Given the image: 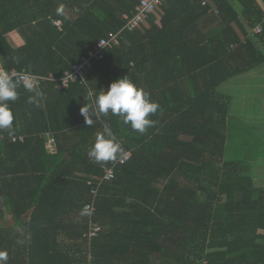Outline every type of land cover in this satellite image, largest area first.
<instances>
[{"label":"trees","instance_id":"1","mask_svg":"<svg viewBox=\"0 0 264 264\" xmlns=\"http://www.w3.org/2000/svg\"><path fill=\"white\" fill-rule=\"evenodd\" d=\"M139 1L0 0V67L54 80L39 88L40 107L19 88L13 130H0L25 137L0 140L7 264H264V188L250 165L264 156V138L240 122L252 110L232 109L235 80L264 67V30L249 34L264 19L259 1L166 0L148 29L124 31L93 63L86 85L56 90ZM205 17L216 25L202 33ZM122 76L160 106L144 134L112 115L89 127L80 113L89 90ZM105 124L132 156L98 188L91 220L102 228L89 240L82 210L107 162L87 151Z\"/></svg>","mask_w":264,"mask_h":264},{"label":"clouds","instance_id":"2","mask_svg":"<svg viewBox=\"0 0 264 264\" xmlns=\"http://www.w3.org/2000/svg\"><path fill=\"white\" fill-rule=\"evenodd\" d=\"M21 87L32 93L27 102L40 107L43 93L38 86L27 75L14 74L0 67V130H13L15 117L9 104L18 99V89ZM159 107L157 102L150 99L147 92L125 76L111 82L107 91L103 88L98 91L89 90L85 103L80 107V113L89 127L96 121L100 122L102 116L112 115L118 117L124 125L130 126L133 131L144 134L153 126L154 121L149 117L156 114ZM122 152L123 148L111 126L105 124L102 131L96 133L87 156L94 163L101 164L117 160ZM82 211L86 214L87 207ZM7 261L8 253L0 251V264H7Z\"/></svg>","mask_w":264,"mask_h":264},{"label":"built area","instance_id":"3","mask_svg":"<svg viewBox=\"0 0 264 264\" xmlns=\"http://www.w3.org/2000/svg\"><path fill=\"white\" fill-rule=\"evenodd\" d=\"M165 1L166 0H140L133 12L124 14L122 16V20L125 22L124 27L117 32L107 33L105 37L101 38L92 47V49L87 53L86 56L82 57L77 63L72 64L70 70L65 72L57 82L58 84L56 85V90L68 89L71 84L75 83L86 85V78L93 70V63L96 61H100L105 56L106 50L119 46L121 35L124 31L134 32L142 29L143 27H146L150 14L162 7ZM211 11L216 15L218 14V11L215 7H211L210 12ZM56 25L59 26L60 23L57 22ZM263 30L264 19L253 30H251L249 34L257 36L262 34ZM10 72L14 74H20L21 76L27 75L28 78L33 81L36 86H38V88L42 87V84L46 81H54L52 76L43 78L31 76L25 71L16 72L12 70ZM0 140L7 141L9 143H23L25 137L9 135L7 137L1 136ZM46 145L49 147L50 153L55 152V144L52 138L47 137ZM131 156V151L123 150V152L118 156L117 160L109 161L101 167L103 176L101 180L96 184V186L90 189L89 197L91 198V201L86 206H84V209L85 207H87V212L89 214V231L86 234L89 240L90 238L98 236L102 228L91 220V215L95 211L94 203L97 197V190L102 183L112 180L114 178V170L118 166H122L126 162H128Z\"/></svg>","mask_w":264,"mask_h":264},{"label":"rangeland","instance_id":"4","mask_svg":"<svg viewBox=\"0 0 264 264\" xmlns=\"http://www.w3.org/2000/svg\"><path fill=\"white\" fill-rule=\"evenodd\" d=\"M264 67H261L257 69L258 71L263 70ZM252 74L247 73L244 74L240 77H238L235 81V88L236 90L233 91V102L234 104L232 105V109L234 110V105H235V98H237L236 93L240 91H245V90H250V84H248V80ZM264 77V75H262ZM254 78L251 77L250 80L253 81ZM247 81V82H246ZM246 82V83H245ZM254 86H258L255 84ZM256 91L255 92H249L247 94L248 97L251 98L252 104L254 105H247V110H252L250 115H246L244 118H240L242 123L244 124H249L252 126H255L258 130L259 135H261L264 138V84L259 86L258 88H254ZM226 94V93H225ZM238 96L243 97L245 94L238 93ZM241 110V108H238ZM256 132V134H257ZM263 152V151H262ZM253 167V172H254V179L256 180V185L264 188V156L258 157V160H254L250 163Z\"/></svg>","mask_w":264,"mask_h":264},{"label":"crops","instance_id":"5","mask_svg":"<svg viewBox=\"0 0 264 264\" xmlns=\"http://www.w3.org/2000/svg\"><path fill=\"white\" fill-rule=\"evenodd\" d=\"M257 1H259V4L261 6H264L263 5V2L261 0H257ZM198 24H199V28L198 29L202 33H207L209 30H211L216 25L215 23H213V21L210 20V17L203 18ZM148 28H149V23H147V26L145 27V29H148ZM16 41H18V40L16 39ZM126 47H130V45L127 44ZM250 74H252L250 76L249 80H248V84H250V86H249L250 87V90L240 91L239 93L245 94V96H243V97L237 96V100L235 101V105H234V110L236 112L237 111L240 112L241 114H243L247 110L246 109L247 108V105H249V104L250 105H254V104H252L251 98L248 97L247 94L249 92H255L256 90L254 88H258L259 86H261L262 84H264V77H262V75H264V69L261 70V71H258L256 69L255 71L250 72ZM251 77L254 78L253 81L250 80ZM119 78H123V76L122 77H119ZM255 84H257L258 86H254ZM221 90L223 91V94L226 91L224 88L221 89ZM105 91H107V89H105ZM226 92L229 94V91L228 90ZM233 104H234V102H232V105ZM238 108H241V110H239ZM47 137L52 138V136H49L48 134L46 135V138ZM7 217H8V215L6 216V220H4V221H6V223H8L10 221V219H11L10 216H9L10 219H7ZM154 256H157V255H154Z\"/></svg>","mask_w":264,"mask_h":264}]
</instances>
